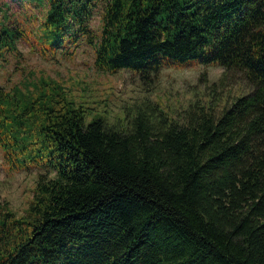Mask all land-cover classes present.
<instances>
[{
  "label": "trees",
  "instance_id": "trees-1",
  "mask_svg": "<svg viewBox=\"0 0 264 264\" xmlns=\"http://www.w3.org/2000/svg\"><path fill=\"white\" fill-rule=\"evenodd\" d=\"M20 41L85 43L97 70L144 79L199 61L250 89L108 123L43 70L0 84L3 162L37 170L21 214L0 201V264H264V0H0V64Z\"/></svg>",
  "mask_w": 264,
  "mask_h": 264
},
{
  "label": "rangeland",
  "instance_id": "rangeland-1",
  "mask_svg": "<svg viewBox=\"0 0 264 264\" xmlns=\"http://www.w3.org/2000/svg\"><path fill=\"white\" fill-rule=\"evenodd\" d=\"M99 16L95 15L91 26L97 30ZM19 60L8 55L0 64V84L10 85L18 80L21 71L43 70L59 80L69 94L85 106L87 120L100 115L108 123L117 122L125 108L141 101H158L159 106L169 116L183 114L192 102L207 105L214 98L215 112H219L225 100L229 103L235 97L250 89L242 72L232 71L223 74L217 65H207L190 61L181 66H167L150 78H142L131 70H118L114 73L99 71L93 63L94 51L82 43L72 54L57 52L55 57H43L20 41ZM213 83L216 85L213 86ZM214 88V89H213ZM35 168L20 171L7 170L0 150V201H8L10 207L21 214L27 206L35 184Z\"/></svg>",
  "mask_w": 264,
  "mask_h": 264
}]
</instances>
